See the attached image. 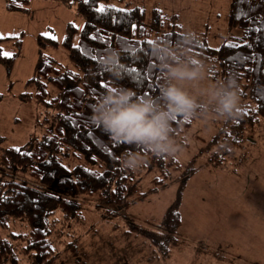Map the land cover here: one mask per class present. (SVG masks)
<instances>
[{
	"label": "trees",
	"instance_id": "16d2710c",
	"mask_svg": "<svg viewBox=\"0 0 264 264\" xmlns=\"http://www.w3.org/2000/svg\"><path fill=\"white\" fill-rule=\"evenodd\" d=\"M57 1L76 6L84 25L81 29L73 23L67 25L63 44L73 68L43 52L45 46H58V40L38 37L41 48L34 74L27 83L34 91L24 96L52 107L53 125L24 147L0 151V264L62 263L56 238L66 228H72L71 223L85 226V204L97 202L109 218L125 211L131 202L145 199L158 187L166 186L168 169L181 167L177 158L158 157L137 145L113 141L93 120L94 108L111 87L133 89L138 97L152 98L165 108L164 90L177 85L173 68L183 66L204 72L213 85L214 94L206 93L211 101L188 93L196 101L192 118L185 121L173 116L172 135L183 146L187 145L186 134L199 117L209 112L218 114L216 94L230 81L239 89L242 111L232 124L224 121L225 126L231 127L228 141L239 142L243 129L264 116V0H231L225 41L217 48L209 44L207 26L186 31L177 16H166L159 7L148 11L140 6L119 7L113 0ZM7 5L10 9H23L14 0H7ZM101 6L104 11L98 10ZM113 61L123 67L115 66ZM13 62L14 57L0 54V63L11 67ZM126 68L138 71H125ZM101 81L107 87H101ZM137 151L144 157L143 164L135 170L124 168V154ZM229 151L232 150L226 153ZM219 158L213 165H222L224 156ZM146 167L156 170L151 179L153 186L129 198L136 183L134 176H140ZM194 170L188 167L183 178ZM181 223L176 205L168 209L161 222L136 221L128 216V228L117 234L114 241L138 243L132 250L129 247L126 258L147 246L152 249L149 257L143 255L144 259L150 260L156 251L170 256L171 250L182 243ZM12 226L25 229L14 230ZM117 227L120 226L116 224L114 228ZM70 237L63 252L70 255L66 262L88 264L91 256L87 247L94 242L98 243L99 257H104L107 241L92 242L93 237L92 241H83L78 232Z\"/></svg>",
	"mask_w": 264,
	"mask_h": 264
},
{
	"label": "rangeland",
	"instance_id": "374dc122",
	"mask_svg": "<svg viewBox=\"0 0 264 264\" xmlns=\"http://www.w3.org/2000/svg\"><path fill=\"white\" fill-rule=\"evenodd\" d=\"M14 1L23 9L9 10L5 0H0V54L14 57L11 67L0 63V151L6 147H24L53 125L52 107L24 96L34 91L27 83L34 74L41 48L38 37L58 40V46H45L43 52L73 68L63 44L67 25L73 23L79 29L84 25L74 5L67 6L57 0ZM113 3L119 7L140 6L148 11L159 7L164 15L177 16L186 31L207 26L209 44L213 47L225 41L231 0H113ZM78 37L77 34L75 43ZM174 79L190 95H202L211 101L206 93L214 94L213 85L204 72H198L194 79ZM225 120L228 125L236 118L224 119L215 112L199 117L186 134L187 145H181L177 158L181 167L169 168L168 184L150 192L145 199L131 202L125 211L109 218L103 215L97 202L85 204L82 209L85 226L71 223L73 227L66 228L56 238L60 259L65 262L60 264H76L71 260L66 262L70 255L63 253L75 232L83 241H92V237V242L107 241L102 259L97 242L87 247L91 256L88 264H264V116L243 129L244 136L239 137V142L228 141L231 127L224 125ZM229 149L232 151L226 153ZM221 156H224L222 165H213ZM188 167L195 170L183 178ZM154 175V168H143L140 176H134L136 183L128 197L151 188ZM174 205L182 217L179 229L182 243L171 250L170 256L164 257L156 251L150 260L144 259L152 249L147 246L143 251H135L132 258H126L129 247L132 250L138 243L124 240V244H118L114 238L128 228V216L136 221L161 222ZM116 224L120 227L114 228ZM21 228L25 229L12 226L14 230Z\"/></svg>",
	"mask_w": 264,
	"mask_h": 264
},
{
	"label": "clouds",
	"instance_id": "9594fccd",
	"mask_svg": "<svg viewBox=\"0 0 264 264\" xmlns=\"http://www.w3.org/2000/svg\"><path fill=\"white\" fill-rule=\"evenodd\" d=\"M177 80L194 79L196 69L173 68ZM163 95L167 107L161 108L154 99L138 97L133 89L113 86L93 111V120L118 143L137 145L158 157L178 158L181 145L173 138V116L185 121L192 118L196 101L176 84L168 86ZM133 97H137L133 99ZM218 116L224 119L240 114L241 97L235 82H229L216 94ZM144 162L140 152H127L121 159L124 168L135 170Z\"/></svg>",
	"mask_w": 264,
	"mask_h": 264
},
{
	"label": "snow or ice",
	"instance_id": "6c2138e0",
	"mask_svg": "<svg viewBox=\"0 0 264 264\" xmlns=\"http://www.w3.org/2000/svg\"><path fill=\"white\" fill-rule=\"evenodd\" d=\"M98 10H99V11H104V10H105V9H104V6H101ZM0 35H2V34H0ZM93 39H95V37H93ZM148 43L151 44L152 42L149 41ZM74 47H75V45H74ZM127 51L130 53V52H131V49H128ZM5 55H11V54H5ZM93 58L95 59V57H93ZM113 63H114V65L117 66V67H123V66H120V65L118 64V61H113ZM124 70H125V71H129V72H136V71H138V69H135V68H126V69H124ZM100 86H101V87H107V84H106V82L101 81V82H100Z\"/></svg>",
	"mask_w": 264,
	"mask_h": 264
},
{
	"label": "crops",
	"instance_id": "0c3cea01",
	"mask_svg": "<svg viewBox=\"0 0 264 264\" xmlns=\"http://www.w3.org/2000/svg\"><path fill=\"white\" fill-rule=\"evenodd\" d=\"M5 2H6V7H7V9H9V10H15V9H10V8H8L7 0H5ZM17 10H22V9H17Z\"/></svg>",
	"mask_w": 264,
	"mask_h": 264
}]
</instances>
